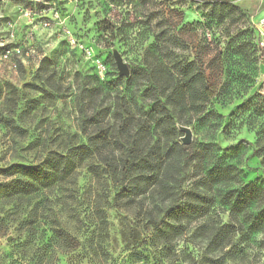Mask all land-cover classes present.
<instances>
[{
  "label": "rangeland",
  "instance_id": "obj_1",
  "mask_svg": "<svg viewBox=\"0 0 264 264\" xmlns=\"http://www.w3.org/2000/svg\"><path fill=\"white\" fill-rule=\"evenodd\" d=\"M259 11V0H0V52L21 49L0 59V167L37 164L49 151H90L76 152L77 167L61 185L0 197V264H213L201 219L176 217L156 193L119 197L104 168L120 155L110 142L112 113L127 108L145 118L147 79L127 65L148 66L156 56L185 90L172 139L180 141L183 125L191 141L253 142L230 115L252 89L264 92ZM154 39L159 49L150 50ZM97 133L110 140L95 148L88 136ZM157 133L151 144L165 141ZM232 161L245 173L236 180L264 177L249 148ZM223 209L217 203L212 219H227ZM150 218L171 226L156 243ZM234 241L246 257L223 264H264L262 231L237 232Z\"/></svg>",
  "mask_w": 264,
  "mask_h": 264
},
{
  "label": "trees",
  "instance_id": "obj_2",
  "mask_svg": "<svg viewBox=\"0 0 264 264\" xmlns=\"http://www.w3.org/2000/svg\"><path fill=\"white\" fill-rule=\"evenodd\" d=\"M149 46L150 50L151 46L159 49L155 39ZM260 57H264V47ZM127 66L136 68V74L147 79L145 92L150 99V108L142 112L145 118L134 119L127 108L112 113L116 124L113 133L109 134L114 135L110 142L120 155L106 160L104 168L105 173L119 185V197L130 199L156 193L161 199L168 200V209L176 217L182 216L190 221L201 219V234L205 235L208 248L215 254L209 259L211 263L223 264L236 257L243 261L246 257L244 249L234 238L237 232L241 235L264 233V177H257L249 183L236 180L239 172L244 176L245 173L236 169L232 159L249 148L264 166V92L252 89L230 115L232 122L239 120L248 127L253 134V142L240 139L221 146L214 141L194 140L182 144L181 140L171 137L177 132L173 127L174 110L186 105L183 85L170 80L173 77L156 56L151 65ZM120 75L125 77L127 74ZM185 122L190 120L185 119ZM158 129L165 141H160L158 136L151 144L148 135L158 134ZM107 136L102 133L93 137L89 135L88 141L97 148L99 141L110 140ZM78 150L84 157L90 152L88 146L78 147ZM77 151H49L37 164L16 163L0 167V177L4 180L0 181V197L26 196L41 187L61 185L77 167ZM186 181H189L187 186ZM225 181H233L237 185L225 186ZM217 203L227 212V219L218 216L212 219ZM210 219L211 223L208 222ZM150 220L153 223L151 241L156 243L166 238L171 226L166 222L159 224L160 220ZM163 245L162 249H165L167 242Z\"/></svg>",
  "mask_w": 264,
  "mask_h": 264
},
{
  "label": "water",
  "instance_id": "obj_3",
  "mask_svg": "<svg viewBox=\"0 0 264 264\" xmlns=\"http://www.w3.org/2000/svg\"><path fill=\"white\" fill-rule=\"evenodd\" d=\"M116 63L120 74H127V66L121 61L118 54L115 53ZM179 130L184 132V135L180 138L182 144H189L191 142V131L188 127L179 125Z\"/></svg>",
  "mask_w": 264,
  "mask_h": 264
},
{
  "label": "built area",
  "instance_id": "obj_4",
  "mask_svg": "<svg viewBox=\"0 0 264 264\" xmlns=\"http://www.w3.org/2000/svg\"><path fill=\"white\" fill-rule=\"evenodd\" d=\"M261 24H264V18L261 19ZM261 32H262V30H261ZM263 44H264V42H263ZM12 52L15 53L16 55H20L21 49L19 47L18 48H11V49L5 48L0 52V59L8 57Z\"/></svg>",
  "mask_w": 264,
  "mask_h": 264
},
{
  "label": "crops",
  "instance_id": "obj_5",
  "mask_svg": "<svg viewBox=\"0 0 264 264\" xmlns=\"http://www.w3.org/2000/svg\"><path fill=\"white\" fill-rule=\"evenodd\" d=\"M259 6H260L259 15L262 16L264 15V0H259Z\"/></svg>",
  "mask_w": 264,
  "mask_h": 264
}]
</instances>
